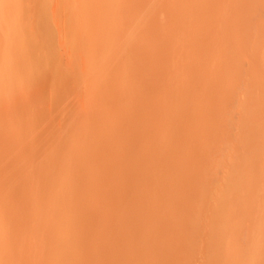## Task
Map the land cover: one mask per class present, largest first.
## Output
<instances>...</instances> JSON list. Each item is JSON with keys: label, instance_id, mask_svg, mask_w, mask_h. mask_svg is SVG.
I'll list each match as a JSON object with an SVG mask.
<instances>
[{"label": "rangeland", "instance_id": "374dc122", "mask_svg": "<svg viewBox=\"0 0 264 264\" xmlns=\"http://www.w3.org/2000/svg\"><path fill=\"white\" fill-rule=\"evenodd\" d=\"M0 264H264V0H0Z\"/></svg>", "mask_w": 264, "mask_h": 264}, {"label": "bare ground", "instance_id": "6f19581e", "mask_svg": "<svg viewBox=\"0 0 264 264\" xmlns=\"http://www.w3.org/2000/svg\"><path fill=\"white\" fill-rule=\"evenodd\" d=\"M253 246V245H252ZM250 254V253H249Z\"/></svg>", "mask_w": 264, "mask_h": 264}]
</instances>
